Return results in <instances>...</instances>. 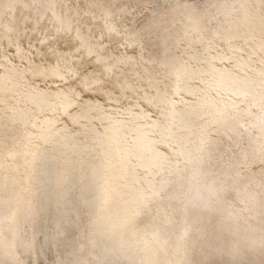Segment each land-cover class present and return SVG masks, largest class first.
Returning <instances> with one entry per match:
<instances>
[{"label":"bare ground","instance_id":"1","mask_svg":"<svg viewBox=\"0 0 264 264\" xmlns=\"http://www.w3.org/2000/svg\"><path fill=\"white\" fill-rule=\"evenodd\" d=\"M110 2L133 10L125 27L165 18L180 79L158 70L91 124L53 127L8 31L48 0H0V264H264V107L258 88L238 95L234 83L264 65L214 58L188 34L196 6L201 25L244 31L260 0Z\"/></svg>","mask_w":264,"mask_h":264},{"label":"snow or ice","instance_id":"2","mask_svg":"<svg viewBox=\"0 0 264 264\" xmlns=\"http://www.w3.org/2000/svg\"><path fill=\"white\" fill-rule=\"evenodd\" d=\"M48 4L46 9H38L35 16L24 17L22 24L8 31L15 34L10 45L15 49L11 58L19 56L22 65L27 66V71L21 75L31 73L41 81L40 91L47 90L48 111L52 114L49 123L53 127L62 123L63 118L75 125L91 124L102 112L107 113V105L118 103L120 96L131 90L134 83L146 76L151 79L152 73L160 76L158 70L168 69L169 75L180 79L181 69L177 65L185 61L180 55L172 56L173 48L177 52L179 49L170 44L165 18L125 27L123 21L133 10L118 7L110 0L83 3L82 0H48ZM260 5L259 13L246 9L244 31L239 26L224 25L213 29L212 20L206 26L201 25L195 21L199 12L196 6L190 13L194 23L188 34L196 35L198 43H206L205 52H215L214 58L236 66L241 62L245 66L253 62L264 65V0H260ZM221 40L226 48L219 47L217 42ZM234 41L241 42L239 47L233 46ZM258 53L262 57L259 60ZM162 57H171V61ZM249 72L252 75L234 82L239 85L236 94L248 96L249 89L258 88L257 103L264 107V70L257 74L249 68ZM156 83L159 87L165 86L162 80ZM164 98H167L166 93ZM3 135L0 130V137ZM260 159L264 162V146ZM249 160V154H244L238 167L245 170ZM245 179L237 173L238 183ZM245 252L246 249L234 246L228 254L239 258Z\"/></svg>","mask_w":264,"mask_h":264}]
</instances>
